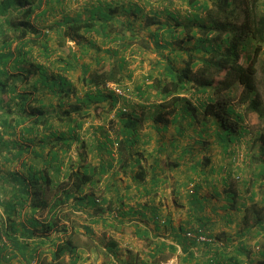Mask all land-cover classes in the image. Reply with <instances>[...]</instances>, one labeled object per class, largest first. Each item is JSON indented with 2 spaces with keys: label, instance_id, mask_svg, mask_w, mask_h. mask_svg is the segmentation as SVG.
Listing matches in <instances>:
<instances>
[{
  "label": "crops",
  "instance_id": "0c3cea01",
  "mask_svg": "<svg viewBox=\"0 0 264 264\" xmlns=\"http://www.w3.org/2000/svg\"><path fill=\"white\" fill-rule=\"evenodd\" d=\"M98 3L110 4L116 8L115 17H119L121 7L138 9L139 18L128 15V20L137 29L140 28L139 25L144 26L143 17L148 15L165 20L167 10L180 14L179 9L169 0H66L61 9L70 16L82 13L84 17L89 16L92 7L98 6ZM181 8L184 17L187 15V8L184 4ZM55 9L57 17H60L61 10L57 6ZM115 27H118L117 22ZM121 37L118 31H106L103 36L97 32H89L79 44L84 48L73 41H67L76 60L64 71L63 75L70 82L64 89L73 91L75 96L71 95L63 102L44 97L36 107L43 106L49 112L56 110L58 104L61 110L69 108L70 103L83 98L84 93L89 90L81 82L83 73L87 71L90 74L114 61H124L126 78L137 74L146 77L157 56L142 49L137 43L122 48L118 42ZM56 39V33L50 35L48 44L53 50L52 65L46 63V67L52 73L61 74L62 64H53V61L57 59V55H65L57 48L54 51ZM15 47L14 42L11 49L14 50ZM28 57L35 65L44 62L37 48ZM7 67L11 70L13 63L10 62ZM36 79L37 74L33 81ZM146 82V78L142 82L138 80L136 88ZM145 88L143 84L142 89ZM25 89L33 91L32 82ZM40 91L41 87L37 84L36 92ZM147 93L151 94L152 101H139L137 105L130 106L128 111L141 119V122L130 137L132 147L126 156H130L132 164L123 167L125 172L120 167L121 163L123 166L120 156L118 164L116 150L115 154L111 151V159L107 154L102 156V152L98 153L97 149L93 150L89 145L75 142L64 154L54 147L61 155L60 163L55 166L44 165L29 153L38 144L33 142L30 145L26 140H34L36 137V134H25V130L32 126L33 118L16 128L15 136H5L11 142H18L20 145L17 148L25 149L22 156L26 165L23 167L20 160L4 163L2 166L5 168H2L0 174L4 177L2 184L0 182V230L6 231L10 238L17 239L21 250L17 246L12 259H1L0 264H70L68 254H64L59 260H53L55 246L59 244V240L63 241L68 237H71L75 249L72 264H205L209 259V248L204 245L189 246L183 238L184 231L197 227L203 228L207 234L217 239L215 246L219 249L213 250L217 254L221 252L223 260L227 259L221 264L261 262L263 258L260 253L264 252V223L263 226L256 224V217L247 216L246 209L256 203L262 209L260 218L264 219L263 181L252 175V181L248 178L240 185L229 183L224 168L210 160L216 154V150L210 149L213 146L209 147L210 142L214 144V137L206 139L205 147L199 141L200 128L196 123L190 127L185 124L184 131L179 133L178 124L175 126L154 122V117L159 112L156 105L158 101L152 91ZM102 106L103 110L107 107L105 104ZM93 117L91 113L78 130L81 141L87 143L94 137L104 140V136L109 135L111 139H115L121 133L118 118L112 121L115 122L113 134L106 123H99V127L95 128ZM166 118L170 119L168 116ZM50 121L52 126L47 132H43V124H37V140L46 137L52 143L64 134L71 138L67 127L59 126L56 120ZM187 128L191 130L188 131ZM205 138L203 136V141ZM258 150L261 152L260 148ZM6 152L9 151L4 152L5 157L9 154ZM42 154L43 161L47 160L49 148L46 147ZM82 155L85 160H81V170L96 167L100 162L108 164L109 170L100 179L87 184L82 193L76 194L70 190L71 182L67 180V173L75 169L78 156ZM92 156L96 162L91 161ZM205 158L209 161L203 164ZM251 167L253 174H256L262 166L254 164ZM11 172H18L24 178L34 175L32 181L26 180L29 187L25 197L12 190L13 184L8 179ZM47 175L51 176L48 182L44 180ZM8 203L14 206L12 211H7ZM53 214L58 215L61 225L66 229L60 234L55 231L43 232L39 227V223L47 222ZM238 248L241 249L240 253L237 252Z\"/></svg>",
  "mask_w": 264,
  "mask_h": 264
},
{
  "label": "trees",
  "instance_id": "16d2710c",
  "mask_svg": "<svg viewBox=\"0 0 264 264\" xmlns=\"http://www.w3.org/2000/svg\"><path fill=\"white\" fill-rule=\"evenodd\" d=\"M65 1L0 0V155L1 157L3 155L5 163L22 160L21 165L23 167L26 165L22 156L25 149L17 148L20 144L9 141L5 136L16 135V128L33 118V124L25 130V134H36V137L34 140H26L30 145L33 142L38 144H35L36 147L29 150V153L44 165L59 164L61 155L54 147L59 148L64 154L73 142L89 145L93 150L97 149L98 153L102 152V156L107 154L111 159L112 146L116 143L118 164L119 156L123 159V166L122 163L120 166L122 171L125 172L123 167L132 164V159L126 155L132 147L130 140L132 132L141 122L136 115L118 110L116 118L122 130L115 139H111L110 135L104 136V140L94 137L86 143L81 141L78 135L84 119L90 116L93 108L102 110V104L105 102H108L109 110L115 108L118 98L106 93L102 87L109 81L120 84L126 78L123 60L102 66L90 74L85 71L81 82L89 90L84 93L83 98L70 103L69 108L61 110L58 104L56 110L49 112L48 109H43V106L36 107L44 97L63 102L65 98L75 96L73 91L68 92L64 89L70 85L67 77L63 75L64 71H67L76 60L75 53L67 46V41H73L84 48L79 44L80 41L85 40V34L89 32H97L103 36L106 31H118L119 35H122L118 41L122 48L137 43L142 49L155 53L157 59L146 76L147 82L143 83L146 87L145 91L142 89L143 84L136 88L141 97L147 91L155 94L159 112L154 117V122H165L175 126L178 124L179 133L184 131L185 124L190 127L196 123L200 128L199 141L206 147V139L214 137V145L227 154L230 145L239 142L245 133L243 116L230 104L227 93L240 86L238 102L245 104L248 111L262 118L255 86V64L257 55L264 45V0H182L187 8L185 13L187 15L184 17L167 10L165 20H160L154 15L143 17L144 26L139 25L138 29L128 20V15L138 17V9L128 10L121 7L117 18L116 8L110 4L98 3V6L92 7L89 16L83 17L82 13L70 16L61 9ZM169 1L173 2V0ZM56 6L61 10L60 17H57ZM115 22L118 27H115ZM53 33L57 34L54 51L61 50L65 57L69 58L67 60L57 55V59L53 61V64L55 62L62 64L61 74L52 73L46 67V63L52 65L53 50L48 43ZM14 42L16 47L12 50ZM34 48L39 50L43 58L44 62L41 64L35 65L28 57ZM10 62L13 63L11 70L7 67ZM35 74L37 79L33 81ZM31 82L33 91H27L25 87ZM37 84L41 87L39 93L36 92ZM52 119L58 121L59 126L67 127L71 138H67L64 134L52 143L46 137L37 140V124H43V132H47L46 130L51 129ZM203 136L206 137L204 141ZM260 143L259 153L262 156H257L256 164L262 167L253 176L257 180L260 177L262 181L264 180V149H262L264 142L260 141ZM46 147L49 148L48 159L43 161L42 153ZM5 151H9L6 152L9 153L6 157ZM81 160H85L83 155L78 156L75 169L67 173V180L71 182L70 190L76 194L82 193L87 184L96 181L97 178L100 179L109 170L105 162L81 170L83 163ZM206 161L209 159L205 158L202 163L205 164ZM33 178L34 175L24 178L18 172H11L8 175V179L13 184L12 190L22 197L27 195L29 187L27 181L30 182ZM3 180L4 177L0 175L1 184ZM44 180L50 181L51 176L47 175ZM6 209L12 211L14 206L8 203ZM113 211L116 212L115 209ZM246 213L247 216L254 215L255 223L263 226L264 219L260 218L262 209H259L256 203H252L246 209ZM39 227L43 232L55 231L57 234L66 230L61 225L58 215L54 214L47 222L39 223ZM198 230L205 232L200 227L188 229L184 231L183 238L189 246L204 245L209 248V259L204 263L221 264L227 260H223L220 256L221 252L216 253L215 250L219 249L215 246L216 243H197L186 237L187 232L193 233ZM3 237L6 243H2ZM70 238L59 240L53 252L54 261L68 254L71 258L70 264L74 262L75 249ZM19 245L17 239L10 238L6 231L0 230V260L12 259L15 249L19 247L21 250ZM237 252L240 253L241 249L238 248ZM8 253H10L9 257H7ZM260 254L263 259L258 264H264V252Z\"/></svg>",
  "mask_w": 264,
  "mask_h": 264
},
{
  "label": "rangeland",
  "instance_id": "374dc122",
  "mask_svg": "<svg viewBox=\"0 0 264 264\" xmlns=\"http://www.w3.org/2000/svg\"><path fill=\"white\" fill-rule=\"evenodd\" d=\"M173 3H174V7L179 9L180 11L179 16L183 17V11H182L183 9L181 8V5H183L182 0H173ZM70 45H72V43H70ZM244 63H246V60L244 61ZM255 67H256L255 86H256V92L258 94L257 101L259 103V110L262 113V118H259L256 113L248 111L246 109L245 104H240L238 102L239 94L241 92V87L236 86L227 94L230 99V104L233 106V108L238 113H241L243 116V126L245 127V133L240 138L239 142H234L230 145L227 154L221 151L219 147H216L214 144H212L209 141L210 142L209 147L211 145L213 146L210 149L216 150V154L213 156L211 155L212 156V158L210 159L211 162L213 160L215 164L221 165L224 168V171H225L224 173L226 175L227 181L233 185H236V184L240 185V184H243V181H245L246 179L248 178L251 179L250 177H252L253 175V170L251 166L258 162L257 156L259 155L262 156V154L259 153L258 148L261 144L260 141L264 142V45H262L261 51L257 55ZM146 70H148V68H146ZM145 78L146 77L144 75L139 76V74H137L136 76H132L131 78L130 77L125 78L120 83V85L124 89L129 91L128 92L129 98L123 101L121 99H118V102H116L115 109L109 110L110 108L108 107V102H105V105H107L105 110L103 109L97 110L93 108L92 114L94 117L92 119L93 120L92 122L94 123V127L95 128L99 127L100 125L99 123L103 122L104 124L106 123L107 128L111 130V132L113 133L115 122L112 123V121L117 119L116 118L117 108L123 105L127 107L128 111H130V106L137 105L136 103L139 101L143 103L152 101L151 94L145 93L143 97H141L139 96V93H137V90H136L137 81L141 80L142 82ZM209 92H211V90ZM4 98L7 99L6 97ZM204 99L205 98H203V100ZM187 130L189 131L191 130V128H187ZM261 136L263 138H261ZM262 149H264V147ZM112 151L115 154L113 147H112ZM238 154H243L244 160L237 162L236 156ZM3 159H4L3 155L2 157L0 155V172L2 168L3 169L5 168V167H2L5 163ZM91 161L96 162L93 156H92ZM237 176H239L240 178L236 179ZM258 180H261V178L259 177ZM100 196L101 195L99 194L98 197ZM250 246L251 245H249V247ZM250 252L251 253L253 252L251 248H250Z\"/></svg>",
  "mask_w": 264,
  "mask_h": 264
},
{
  "label": "built area",
  "instance_id": "2783aa9c",
  "mask_svg": "<svg viewBox=\"0 0 264 264\" xmlns=\"http://www.w3.org/2000/svg\"><path fill=\"white\" fill-rule=\"evenodd\" d=\"M102 89L106 92V93H109V94H113L115 95L118 99H121L122 101L123 100H127L129 98V95H128V90L124 89L120 84L118 83H115V82H107L105 83V85L102 87ZM116 108V107H115ZM114 108V109H115ZM119 111H122V112H126L128 111L127 110V107L126 106H121L119 108L116 109V113ZM112 120V118H111ZM113 149L116 150L117 149V144H113ZM241 160H244V155L243 154H238L236 156V161H241ZM240 177L237 176L236 179H239ZM186 237L188 239H191L197 243H206V242H213V243H217V240L213 237H208V235L202 231V230H198L197 232H187L186 233ZM7 241L5 240V238L3 237L2 238V243H6ZM10 256V253L7 254V257ZM32 264H35L34 262Z\"/></svg>",
  "mask_w": 264,
  "mask_h": 264
}]
</instances>
